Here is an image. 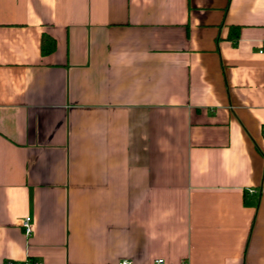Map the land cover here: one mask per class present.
Masks as SVG:
<instances>
[{
    "label": "crops",
    "instance_id": "0c3cea01",
    "mask_svg": "<svg viewBox=\"0 0 264 264\" xmlns=\"http://www.w3.org/2000/svg\"><path fill=\"white\" fill-rule=\"evenodd\" d=\"M27 257L264 264V0H0V264Z\"/></svg>",
    "mask_w": 264,
    "mask_h": 264
},
{
    "label": "built area",
    "instance_id": "2783aa9c",
    "mask_svg": "<svg viewBox=\"0 0 264 264\" xmlns=\"http://www.w3.org/2000/svg\"><path fill=\"white\" fill-rule=\"evenodd\" d=\"M250 192H256V189H253V188H250L249 189ZM31 217L27 216L25 217V219L23 220V226L25 228V231L30 234L31 231H32V226H31ZM163 260L162 259H157V262L158 263H161ZM2 264H42L41 261L39 260H35V259H32L30 257H27L26 259L24 260H21V261H16V260H13V259H6L2 262ZM121 264H129V261H122Z\"/></svg>",
    "mask_w": 264,
    "mask_h": 264
},
{
    "label": "trees",
    "instance_id": "16d2710c",
    "mask_svg": "<svg viewBox=\"0 0 264 264\" xmlns=\"http://www.w3.org/2000/svg\"><path fill=\"white\" fill-rule=\"evenodd\" d=\"M229 36L233 40H237L239 36V27L238 26L231 27ZM55 45H56L55 39L52 36L44 33L42 37V43H41V50L43 54L53 51L55 49Z\"/></svg>",
    "mask_w": 264,
    "mask_h": 264
}]
</instances>
